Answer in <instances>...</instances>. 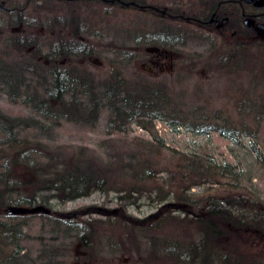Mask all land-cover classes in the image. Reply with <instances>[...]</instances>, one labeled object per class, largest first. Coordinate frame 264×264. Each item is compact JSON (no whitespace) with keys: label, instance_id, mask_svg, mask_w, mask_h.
I'll return each mask as SVG.
<instances>
[{"label":"rangeland","instance_id":"obj_1","mask_svg":"<svg viewBox=\"0 0 264 264\" xmlns=\"http://www.w3.org/2000/svg\"><path fill=\"white\" fill-rule=\"evenodd\" d=\"M55 1L33 5L37 9L44 5L47 13H40L38 19L22 16V20H14L16 16L0 13V60L4 67L26 65L31 43L43 54L60 48L77 58L80 66L73 70L93 79L96 84L92 87L99 95L107 86L120 83L121 88L124 84L122 91L143 100L151 101L155 95L161 110L158 114L164 117L138 118L120 133L110 132L104 112L98 120L87 115L79 123L60 120L42 128L47 125L42 124L44 120L34 122L39 120L35 114L9 103V95L3 93L0 128L4 123L19 121L23 125L27 121L29 128L18 130L27 141L44 143L48 158L40 161L41 166L57 163L64 155L69 160L68 156L80 152L93 166L90 172H106L108 167L107 183L97 186L51 184L50 177H44L37 203L49 207L52 217L17 218L26 226L21 244L33 264L40 256L44 259L41 264L48 259H57L60 264H172L166 259L171 243L180 254L197 248L192 263L176 264H222L219 256L238 264H264V238L257 235L264 234V208H254L262 211V225L256 233L248 224L244 226L247 218H241L238 234L224 235L215 245L202 244L186 213L196 208L200 212L208 201H220V208L232 216L238 212L232 209L235 206L246 210L264 203V192L259 193L264 190V157L257 152H264V122L259 125L256 114L264 85L230 82L229 77L215 84L201 78L207 72L200 74L202 64L195 69L197 75L189 79L177 72L175 60L169 68L160 59L159 68L152 69L145 48L166 47L157 34L175 29V20L164 15L87 0L65 10ZM143 1L169 9L173 7L170 2L176 0ZM72 27L76 37L68 34ZM34 31L38 33L35 38L31 35ZM20 40L28 43L22 50L14 46V41ZM81 45L89 48L86 58L81 55ZM223 109L229 118L224 121L226 129L223 133L208 131L214 118L218 126L225 125L216 120ZM130 158L132 164L145 166L148 174L134 175L135 168L127 171L123 166ZM205 162L210 163L206 170L200 165ZM214 165H229L231 173L219 177ZM161 206L165 208L160 211ZM72 224L80 230L71 232ZM80 234L92 235L90 248L78 241Z\"/></svg>","mask_w":264,"mask_h":264},{"label":"trees","instance_id":"obj_2","mask_svg":"<svg viewBox=\"0 0 264 264\" xmlns=\"http://www.w3.org/2000/svg\"><path fill=\"white\" fill-rule=\"evenodd\" d=\"M40 1L49 4L55 0H0V13L6 17L16 16L14 20H22L24 16H34L38 19L41 18L40 13H46L43 9L44 5L38 9L33 7V5L39 4ZM57 1L59 2L58 6L65 10L80 2V0ZM98 1L105 5H118V7L132 6L144 11L147 10L150 15H164L170 20H175V29L165 30L157 34L158 41L160 40V43L163 40L166 41L165 44H168L167 46L201 43V39L189 29L188 24L190 21L186 20V18L180 19L179 14L181 12L185 15L192 13L201 14V11L197 10H202V8H206L213 2L211 0L209 2H203V0H176L170 2L173 7L163 9L143 0H87L90 3H98ZM180 23H183V27L180 26L181 30H178L176 26H179ZM72 28L68 29V34L76 37V28ZM31 35L35 38L38 33L34 31ZM33 37L31 38L32 41ZM27 45L26 40H20L18 43L14 41V46L19 47L21 50ZM31 45L32 50L27 52L26 65L23 64L20 67H10L8 65L5 68L4 64H2L3 61L0 60V98L3 93L7 96L9 95V103L21 105L27 108L31 114L36 115V119L39 120H33L34 122L41 123V120H44L45 123L42 124L47 125H42V128L51 124L56 125L60 120L70 119L68 121L79 123V120L87 115L91 116L92 121L98 120L103 112L107 116L106 118H109L107 125L111 133L124 131L130 121H135L138 118L163 119L162 117L164 116L158 114L160 106H157L155 95L151 97V101L143 100L133 95L130 91V93L122 91L124 84L120 88V85H122L120 83L107 86L104 88L103 94L99 95L98 90L92 87L96 84L93 79L77 74V71L73 70L77 69L78 65L80 66L77 58L75 59L72 55L64 53L60 48L52 49L51 53L43 54L40 48L32 43ZM79 49L82 51V57L86 58L89 53L87 45H81ZM30 59H32V63ZM19 123V121L4 123V126L0 128V264H33L31 257L25 252L21 244L25 225L19 222L17 218L22 216H7L5 208L8 205L37 204V200L40 198L38 195L41 192V188L44 187V177H50L47 179H50L51 184L61 182L77 186H97L107 183L104 177L108 176V167L105 170L106 172L100 170H97L98 174L90 172L93 170V166L90 163H86V159H82L80 152H77L74 156L72 155V157L68 156L69 160H66L67 155L63 154L64 157L59 162H48L41 166L40 161L48 158L46 152L44 153V143L41 141L36 143L27 141V137L20 135L18 129L23 127L24 130L21 129V131L24 132L29 128V124H27V121L23 125ZM2 125L3 123H0V126ZM152 128L153 126L150 124L149 129ZM224 136L227 135L224 134ZM232 140L235 141V139ZM130 161L131 158L128 159V165L123 166L124 168L128 167L126 168L127 171L135 168L132 170L134 175L144 174L146 176V173L148 174L145 166L141 167L140 164H132ZM209 164V162H205V164L201 163L200 165L206 170L210 167ZM212 168L217 170L216 173H218L219 177H224L231 173L229 165H214ZM11 196L13 197L12 199L10 198ZM7 199L11 201H7ZM220 204V201L214 203L208 201L206 208H201L200 212L197 208L194 211H185L191 216L193 221L192 228L198 231L203 245L208 242H214V245L216 243L220 244L222 236L227 234L237 235L238 227L241 225L240 222H242L241 218H247V223L244 226L248 224V227L252 229L250 230L251 232L254 233L255 231L256 233L260 229L262 211L254 210V208L243 210V208L235 206L232 209H236L238 212L232 216L225 209H221ZM163 207L165 208V206H161L160 211L164 209ZM52 215V211L46 216L38 214L42 218H51ZM248 227L246 228L247 231L249 230ZM76 230H80V228L75 227V225L70 227L71 232H76ZM257 235L260 238H264V234L257 233ZM91 236L89 234L86 237L85 234H80L78 241H82L85 248L87 246L90 248ZM167 248L166 257L168 258L166 259L171 261L172 264L182 261L191 262L198 255L196 247H191L193 249L190 248L187 253L182 252V254L178 251L175 243H171ZM43 260L40 256L36 262L41 264ZM218 260L222 264L239 263L235 261L228 262L225 257L221 256H219ZM44 264L60 263L57 259L53 262L48 259V262L46 261Z\"/></svg>","mask_w":264,"mask_h":264},{"label":"flooded vegetation","instance_id":"obj_3","mask_svg":"<svg viewBox=\"0 0 264 264\" xmlns=\"http://www.w3.org/2000/svg\"><path fill=\"white\" fill-rule=\"evenodd\" d=\"M209 1L203 0V2ZM211 1H213L211 5L197 10L201 11V14L185 15L182 12L179 14L180 19L186 18L190 21L188 27L201 39V43L146 47L145 52L149 55L150 66L153 67L152 69H158L160 59L161 61L163 59L162 62H166V65L172 68L175 60L177 72L182 77L191 79L194 74L197 75L195 69L202 64L200 74H204L206 69L207 72L206 76L201 78L215 84L221 82L223 77H229L230 82L244 80L247 85L251 83L264 85V33L254 27L257 23H264V6H256L254 2L257 0ZM246 20H251V23H246ZM180 26L183 27V23L176 26V29L181 30ZM145 68L152 72L151 68ZM261 95L263 97L256 104L259 125L264 122V95ZM222 112L223 114L218 115L216 120H222L225 125L218 126L214 118V122L209 125V131L223 133L226 129L224 121H229V118L224 113L225 109ZM261 147L264 150V145ZM257 152L260 153V158L264 157V152L263 154L260 150ZM263 192L264 190L259 193ZM250 207L264 208V203Z\"/></svg>","mask_w":264,"mask_h":264},{"label":"water","instance_id":"obj_4","mask_svg":"<svg viewBox=\"0 0 264 264\" xmlns=\"http://www.w3.org/2000/svg\"><path fill=\"white\" fill-rule=\"evenodd\" d=\"M247 2H250L251 0H245ZM256 6H264V0H257L254 2ZM246 23H251V20H246ZM255 29L258 31H261L264 33V23H257L254 25ZM7 216H24V215H49L51 213V210L47 207H45L42 204L34 205L33 207L30 206H19V205H8L5 209Z\"/></svg>","mask_w":264,"mask_h":264},{"label":"bare ground","instance_id":"obj_5","mask_svg":"<svg viewBox=\"0 0 264 264\" xmlns=\"http://www.w3.org/2000/svg\"><path fill=\"white\" fill-rule=\"evenodd\" d=\"M2 132V131H1ZM40 204V203H39ZM34 205H37V204H32V205H19V206H28V207H30V206H34ZM42 205H44V204H42ZM45 206V205H44ZM45 207H47V206H45ZM47 208H49V207H47ZM6 209V208H5ZM5 213H6V211H5ZM24 216H26V215H24ZM10 217H19V216H10Z\"/></svg>","mask_w":264,"mask_h":264}]
</instances>
